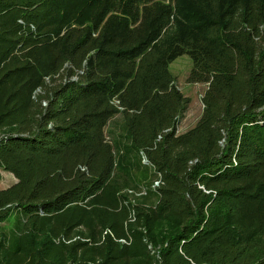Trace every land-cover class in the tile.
<instances>
[{
	"label": "trees",
	"instance_id": "trees-1",
	"mask_svg": "<svg viewBox=\"0 0 264 264\" xmlns=\"http://www.w3.org/2000/svg\"><path fill=\"white\" fill-rule=\"evenodd\" d=\"M0 168V264H264V0H0Z\"/></svg>",
	"mask_w": 264,
	"mask_h": 264
},
{
	"label": "rangeland",
	"instance_id": "rangeland-1",
	"mask_svg": "<svg viewBox=\"0 0 264 264\" xmlns=\"http://www.w3.org/2000/svg\"><path fill=\"white\" fill-rule=\"evenodd\" d=\"M176 29L175 18L172 17L169 24L164 28L162 37L165 38L172 35L175 33ZM192 67L193 62L188 54H182L176 57L170 64V69L175 76L177 86L183 94L190 99L183 119L178 125V132L180 133L192 128L198 122L204 108L203 95L207 89V84L189 81ZM125 131L124 121L119 115L113 117L106 127L108 138L117 148L127 142ZM120 155H122V152L117 153V162L121 161V163L113 173L112 182L118 186L122 192L127 193L132 200L145 197L146 190L141 184H138L140 179L144 177L141 173L145 171V168H141L139 159L134 156L127 155L122 158ZM16 181L17 178L14 174L0 168V190L11 186ZM14 226L15 221L12 219L2 222L0 223V233H7Z\"/></svg>",
	"mask_w": 264,
	"mask_h": 264
}]
</instances>
